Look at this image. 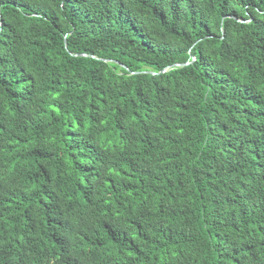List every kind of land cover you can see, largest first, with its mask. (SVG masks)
<instances>
[{
  "label": "trees",
  "instance_id": "trees-1",
  "mask_svg": "<svg viewBox=\"0 0 264 264\" xmlns=\"http://www.w3.org/2000/svg\"><path fill=\"white\" fill-rule=\"evenodd\" d=\"M0 264H264V0H0Z\"/></svg>",
  "mask_w": 264,
  "mask_h": 264
},
{
  "label": "water",
  "instance_id": "water-1",
  "mask_svg": "<svg viewBox=\"0 0 264 264\" xmlns=\"http://www.w3.org/2000/svg\"><path fill=\"white\" fill-rule=\"evenodd\" d=\"M177 66H180V65H177Z\"/></svg>",
  "mask_w": 264,
  "mask_h": 264
}]
</instances>
